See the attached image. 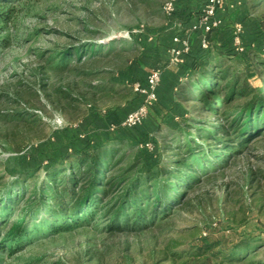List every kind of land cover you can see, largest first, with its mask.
Wrapping results in <instances>:
<instances>
[{"label": "rangeland", "instance_id": "rangeland-1", "mask_svg": "<svg viewBox=\"0 0 264 264\" xmlns=\"http://www.w3.org/2000/svg\"><path fill=\"white\" fill-rule=\"evenodd\" d=\"M165 1L0 0V264H264V131L225 150L222 161L206 168L201 181L189 189L187 199L193 205L176 210L164 226L111 232L100 219L53 232L45 227L55 218L49 207L41 204L30 216L24 212L29 188L44 183V166L72 149L73 136L79 133L86 144L115 131L141 103L131 84L134 76L145 78L154 66L167 65L159 42L172 26L162 13ZM250 10L261 18L264 4L251 3ZM233 24L221 28L227 33ZM90 41L99 45L92 58L77 60L66 54L70 46ZM134 41L157 50H147L133 69H122L135 54L129 49ZM256 45L264 50V41ZM228 48L234 51L230 63L260 84L256 67L246 58V45L243 51L235 45ZM165 101L160 106L157 101L153 108L159 110L130 131L131 139L125 141L133 150L130 160L150 133L160 154L198 136L199 120L187 122L190 115L214 119L197 112L193 102L172 95ZM112 115L114 129L113 122L105 125ZM31 167L38 174L25 179L11 203L2 202L9 186ZM43 190L48 198L49 190ZM5 230L12 237L24 234L20 244L10 240L14 249L1 244ZM239 238L256 246L234 257L220 253L221 246L201 254L193 250L206 240L226 247Z\"/></svg>", "mask_w": 264, "mask_h": 264}, {"label": "trees", "instance_id": "trees-1", "mask_svg": "<svg viewBox=\"0 0 264 264\" xmlns=\"http://www.w3.org/2000/svg\"><path fill=\"white\" fill-rule=\"evenodd\" d=\"M251 3L259 6L264 4V0H251ZM181 14L177 8L176 18L182 19ZM248 19V36L251 35V38L244 39L246 58H251L256 67L260 84H254L247 71L230 63L229 58L234 56V51L228 48H233L232 26L227 31L228 42L224 40L220 45L214 41L209 48H204L197 36V41L191 43L190 51L184 55L188 58L182 66L186 79L177 83L173 99L193 102L192 107L197 112L214 117L212 120L190 115L187 122L199 120L196 123L199 124L198 136L194 140L187 138L185 145L162 149L158 154L159 147L150 133L141 140L140 151L130 160L133 150L125 146V141L131 139L130 131L139 125L119 126L115 131L86 144L78 139L79 133H76L72 149H66L62 157L44 166V183L33 184L29 188L31 194L25 199L24 212L30 216L37 212L41 204L49 207L55 218L45 223V227L53 232L68 231L100 219L106 222L111 232H146L153 227L164 226V220L170 219L176 210L191 207L193 201L187 199L189 189L201 181L206 168L217 160L222 161L220 158L225 150L236 144H247L264 131V50L256 47L259 40L264 41V13L261 18L253 16ZM90 42L72 45L66 54L77 60L82 56L92 58L99 45ZM129 49L135 54L124 62L122 69L129 65L133 69V62L141 63L140 59L150 46L144 48L140 41H134ZM142 49L145 51L142 52ZM147 76L136 75L131 84L145 82ZM159 91L160 106L166 101L161 99ZM137 95L142 101L143 96ZM153 107L149 111L151 116L154 109L159 110ZM112 117L105 125L114 123ZM147 141L154 143L153 150L141 147ZM37 174L35 167L23 170L14 182L18 188L9 186L2 202L6 199L11 203L13 196L21 192L25 179ZM43 189L49 190L48 198L44 197ZM4 236L1 244L9 248L13 246L10 240L20 244L24 234L20 232L12 237V232L5 230ZM202 238L205 240L207 237ZM222 245L218 240H206L195 245L193 250L201 254L221 246L220 253L234 257L256 246L250 239L240 238L226 247ZM179 253H174V256Z\"/></svg>", "mask_w": 264, "mask_h": 264}, {"label": "built area", "instance_id": "built-area-1", "mask_svg": "<svg viewBox=\"0 0 264 264\" xmlns=\"http://www.w3.org/2000/svg\"><path fill=\"white\" fill-rule=\"evenodd\" d=\"M229 0H207L205 7L197 15V21L189 29L190 33H197L200 37L201 44L204 48L211 45L210 34L223 25V19L218 16L219 11L224 9ZM177 0H166L163 3L162 10L166 17L179 29L184 28L182 19L176 18ZM181 31V30H180ZM178 31L173 38V43L169 46V63L178 64L183 62L184 55L191 49V41L189 35H184ZM233 45L243 51L244 43V27L241 22H235L232 25ZM164 66L158 64L149 72L145 82L136 81L133 83V89L136 93L143 96L141 103L132 109L119 124L122 127H135L142 124L149 115L150 108L159 100L158 89L162 81ZM92 106V104H88ZM61 121H58L57 127H61ZM112 128H116L117 124L112 123ZM149 150L154 149V143L147 141L141 144ZM207 233H203L206 236Z\"/></svg>", "mask_w": 264, "mask_h": 264}, {"label": "crops", "instance_id": "crops-1", "mask_svg": "<svg viewBox=\"0 0 264 264\" xmlns=\"http://www.w3.org/2000/svg\"><path fill=\"white\" fill-rule=\"evenodd\" d=\"M231 3L230 5L227 4L224 9H221L219 11L218 16L223 19V25L229 21L231 22H241L244 27V39L247 40L251 38V35L248 36V33L250 32V29H248V21L249 17H253L254 14L250 10L251 0H229ZM207 3V0H177V8L178 12L182 13V21L184 22V28L179 29L178 27L174 26L172 22L169 20V24H171V29L167 31V33H164L163 35H160L159 42L162 44L161 47H165L162 55H164L163 58L164 61L167 63V65L164 67L163 70V77L161 84L159 86V92L161 99H166L170 95L175 97L174 91L176 89V85L179 81H183L186 79L185 77V69L182 67L188 58L184 57L183 62L178 64H170L169 63V46L173 43V38L171 37L180 31L182 34L189 35L191 43H195L197 41L196 37L199 36L197 33H190V27L196 23L197 21V15L199 12L205 7ZM162 9V8H161ZM162 13L164 14L163 10ZM192 14V15H191ZM190 15V16H189ZM164 16H166L164 14ZM168 24V25H169ZM165 34H168L167 37H165ZM210 42L216 41L219 45L222 44V41L226 40L228 42V33H226L222 28L215 29L209 36ZM157 40V38H156ZM221 40V41H220ZM155 45V44H154ZM151 52L157 49H150ZM149 50V51H150Z\"/></svg>", "mask_w": 264, "mask_h": 264}]
</instances>
